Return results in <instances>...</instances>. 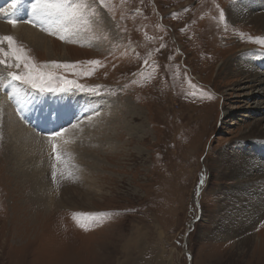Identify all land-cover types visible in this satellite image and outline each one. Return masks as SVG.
Returning a JSON list of instances; mask_svg holds the SVG:
<instances>
[{
  "label": "rangeland",
  "instance_id": "374dc122",
  "mask_svg": "<svg viewBox=\"0 0 264 264\" xmlns=\"http://www.w3.org/2000/svg\"><path fill=\"white\" fill-rule=\"evenodd\" d=\"M38 1L65 27L48 36L56 57L9 24L0 34L4 75L40 92L107 97L115 109L99 107L92 133L77 134L83 157L74 167L70 151L52 148L42 174L50 205L36 196L32 153L10 147L0 113V264H264V203L232 204L236 182L221 160L239 143L253 148L241 140L254 123L237 91L246 81L224 63L264 64V29L228 11L260 15L264 0ZM76 114L52 134L79 127Z\"/></svg>",
  "mask_w": 264,
  "mask_h": 264
},
{
  "label": "bare ground",
  "instance_id": "6f19581e",
  "mask_svg": "<svg viewBox=\"0 0 264 264\" xmlns=\"http://www.w3.org/2000/svg\"><path fill=\"white\" fill-rule=\"evenodd\" d=\"M2 7H8L9 9L8 12L6 11L7 14H0V34L10 32V24L12 25L13 34L22 38L31 48L43 51L48 58L56 57L54 50L56 45L48 36L56 37L63 33L62 30L65 27L63 26L60 16H57L56 13L43 7L42 3L38 0H0V8ZM259 7H264V1H262ZM258 11L260 10H257V12ZM257 12L249 11L245 8L240 9L237 7H231L230 11H228V18L231 21L241 23L256 22L264 29V11L263 14L260 15H258ZM63 50L67 57V52L70 49L66 47L63 48ZM224 68L225 74L227 73V75H235L237 78L240 77L245 79L246 82L244 84H237V91H240L242 97L245 99L244 102L246 108L243 110V116L245 118L254 117L253 127L244 133L242 137L243 140H241L246 143L252 142L253 148L248 150L245 144L242 145L239 143L230 156L227 155L228 157H225V154L221 158L222 162L225 164L224 168L230 171L229 175L226 176L231 181L236 182L232 190L233 196L231 195V197H229L231 198L230 202L233 201L232 204L235 202L236 204H245L246 206H251L252 202L254 204L264 203L259 197L260 195H264V64H258L255 69L249 64V62L239 58L237 61L232 59L227 63H224ZM0 88L1 91L4 90V92L7 93V95H5V97H7L6 100L4 97L0 98L3 133L9 141L11 148L18 146L21 149L32 153L38 188L43 191L41 192V196L37 193L36 196L40 200L46 202L47 205H50L53 198L51 197L50 190L46 189V186L42 181V174L47 168V158L49 157L52 148L57 147L61 149V153L59 150L56 152H59L58 154L61 157L63 153L62 151H70L68 153V156L70 157L68 165L71 168L74 167L76 163L82 161L81 159L83 157H81L77 149L80 137L82 135L87 136V134L94 129L100 121L99 115H96V110L99 107H111L114 111L115 106L113 103H108L107 97L92 98L83 95L78 98L72 96V98H70V96L66 95H45L47 93L36 92V90L31 88L28 89L24 85L15 83L13 79L6 77L1 66ZM20 106H25V111H22L24 112V116H21V111L18 112V107ZM123 107L128 109V113L132 116H143L141 115L138 106L135 107L131 100H127ZM53 111H55V114H53L54 118H52L54 120V125L52 127L48 123L47 115ZM75 113H77V116H81L82 123H80L79 127L77 126L74 128V126H72L66 131L59 133L57 136L52 134V132L56 133L55 131L60 132V127L64 126L73 118L75 119V117H73ZM228 113L229 112H225V115ZM32 126H37L39 128H37V130L41 129L44 131H50L51 129L53 130V128H55V130L52 132L50 131L51 133L48 132V137L46 136V138H43V135L41 136L39 134L40 132H36L31 128ZM127 128L129 132L132 129L131 126ZM106 129H110V126H106L105 131ZM137 129L141 128L139 127ZM78 133H80L81 136L79 137L78 135L79 138L77 139ZM109 138L110 137L108 136V140ZM92 139H94V137ZM93 163H96V161H93ZM81 174L84 175L83 172ZM255 189H258V191L255 192ZM68 192L69 191H67L64 196L65 202H67L66 198H68ZM246 200L247 202H244ZM67 205L68 204L60 203L56 206L67 207Z\"/></svg>",
  "mask_w": 264,
  "mask_h": 264
}]
</instances>
